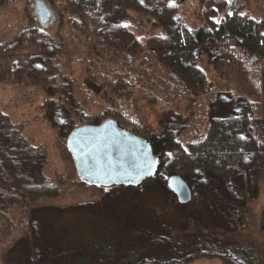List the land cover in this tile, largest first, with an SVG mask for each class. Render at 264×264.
<instances>
[{
  "label": "rangeland",
  "instance_id": "rangeland-1",
  "mask_svg": "<svg viewBox=\"0 0 264 264\" xmlns=\"http://www.w3.org/2000/svg\"><path fill=\"white\" fill-rule=\"evenodd\" d=\"M38 1L45 3L53 13V20L49 24L42 23L38 18L35 10ZM107 2L110 5L107 6L111 7L109 9L116 8L115 13L120 10L124 16V27L114 48L116 62H121L124 54L136 58L135 66L131 70L127 66L124 67L128 69L123 72L121 80L127 85L125 92L121 94L128 100L127 106L130 105L129 110L135 115L141 130L156 133L171 131L177 139L188 146L204 137L212 123L234 119L248 120L240 137L244 142L252 143L253 147L244 151L242 159L232 168L228 176L221 177L204 168L185 175L192 197H200L201 200L196 202L202 205V208L198 206L196 211L194 209L190 211L189 215L207 220L208 228L224 227L225 222L218 214H213L214 208L219 210L218 206L225 203L233 204L238 208L245 207L246 222L250 226V232L261 245L260 248H264L262 229L264 135L257 128V125L260 126L261 131L264 132V60L257 61L251 53L230 41H213L210 44L206 42L196 51L194 59L206 75L205 87L189 95L171 96L166 92L164 81L167 79V73L172 69L165 59V51L159 50L161 39L166 38L170 33L172 37L185 25L192 29H216L223 19L237 14L251 17L259 24L264 35V0H108ZM62 10H66L63 0H55V2L0 0V47L18 39L23 28L61 35L62 23L67 19V14L65 15ZM72 44L76 45V41L73 40ZM171 44L174 46V39ZM20 47L22 49L25 47L24 42ZM148 49L152 50V55L148 53ZM147 53L149 59L142 62ZM68 61L72 64V70L74 69L71 75L73 80H76L77 76L80 79L82 74L88 76L95 70L103 71V68H98L100 64L79 62L75 52L69 56ZM112 71L109 78L115 76ZM43 73V70H36L33 77L28 76L26 71L24 73L21 71L17 72L12 80L13 78H8L6 65L0 60V110L12 119L9 126L14 128L18 124L27 122L24 133L47 144L48 148L46 147L43 152L44 156L42 154L40 156V160H43L45 165L42 172L45 170L44 174L50 182H57L59 177L61 179L59 192L54 196H47L46 200L43 199L44 206L29 208L30 217L23 221L19 203L16 201L10 207L9 204L13 201L0 194V206L3 207L0 211V264H23L31 243L30 239L34 241L38 239L40 242L50 231V223L58 221L62 208L103 196L102 189L76 183L78 175L72 156L63 149L66 146L68 129L67 126L62 127L59 132L54 129L57 122L51 115L52 107L47 100V90L42 88L43 84L40 82ZM104 96L108 98V94H103ZM93 100H95L94 96L89 101L92 103ZM92 110L95 115L89 118L92 123L112 118L103 117L101 111L97 112L94 107ZM123 127L140 135V131L132 129L128 122L124 123ZM176 164L174 160L167 167L168 172H172L168 174V178L171 174H181L177 172ZM170 167L172 168L169 169ZM168 178L147 180L143 183L146 186L141 184L140 188L130 190L122 188L104 201L105 207L109 208L108 219L113 226L114 235L118 237V242L121 241L119 243L121 247L124 244L129 246L130 242L125 240L126 237L133 235L137 237L129 246L137 248L136 254L137 252L139 254L136 259L128 262L122 255L113 257L116 260L113 264H246L234 257L228 261L210 247L182 245L175 249L171 247L172 240L164 244L158 241L162 235L175 238V235H178L175 234L176 232L181 233L187 227L184 218L180 220L165 218L157 213L154 205L146 204L152 195L158 196L162 205L180 203L176 194L167 185ZM40 186L43 187L42 190L34 188L32 191H38L35 195L41 193L42 196L46 195L48 192L44 187L46 185L40 184ZM61 187H65V190L62 191ZM31 195L34 196L33 193ZM132 198H136L137 203L131 202ZM215 200L218 204H215ZM5 205L7 208H4ZM99 205L83 204L74 214L79 216V214L91 213L90 209L93 208V218H97L103 212L102 205ZM209 207L212 209L210 208L207 216L203 217ZM192 217L188 218L192 219ZM245 226V223L243 225V222H239L238 230L242 231ZM168 229H171L172 233ZM153 238L157 241L148 243ZM5 241H10L12 244L5 247ZM140 246L143 248L140 249ZM76 254L78 260L83 258L86 252H80L83 255L79 252ZM89 257L92 259L90 260L92 264H99L91 255ZM104 262L112 263L111 259H104ZM65 264L76 263L72 257H68Z\"/></svg>",
  "mask_w": 264,
  "mask_h": 264
},
{
  "label": "trees",
  "instance_id": "trees-1",
  "mask_svg": "<svg viewBox=\"0 0 264 264\" xmlns=\"http://www.w3.org/2000/svg\"><path fill=\"white\" fill-rule=\"evenodd\" d=\"M52 1L55 2V0ZM107 1L63 0L67 11L62 10V12L67 14V19L62 23L61 35L45 33L39 29L23 28L18 39L0 47V60L6 65L8 78L14 80L15 74L21 71L23 73L26 71L28 76L34 77L36 70H43L40 82L43 84L42 88L47 90V100L52 107L51 115L57 122L54 129L59 132L62 127L67 126V137L80 124L101 122V120L95 123L89 121V118L95 116L92 112L93 107L97 112L101 111L103 117L115 118L120 126L128 122L132 129L139 130L140 136L145 137L152 144L154 152L159 157V167L154 179L159 177L167 179L168 174L172 173L168 172L167 167L174 160L177 163V172L181 173L184 179L185 175L199 168L217 173L221 177L228 176L232 168L242 159L244 151L253 147L252 143L244 142L240 137L248 120L234 119L212 123L204 137L188 146L177 139L171 131L156 133L141 130L135 115L129 110L130 105L127 106L128 100L121 94L125 92L127 85L121 80L122 74L128 68L131 70L135 66L136 58H130L128 54H124L123 60L116 62L114 48L118 44L117 41L124 27V16L120 10L115 13L116 8L109 9L111 7H108L110 5ZM170 34L160 40L159 50L165 51V59L172 69L167 73V79L164 81L166 92L171 96L189 95L205 87L206 75L194 59L196 51L206 42L210 44L213 41H230L251 53L257 61L264 60V35L259 24L243 14L223 19L216 29H192L185 25L172 37ZM173 39L174 46L171 44ZM73 40L76 41V45L72 44ZM23 42L25 47L22 49L20 45ZM73 52L77 54L79 62L100 64L98 68H103V71L95 70L88 76L82 74L80 79L77 76L76 80H73L71 75L74 69L72 70V64L68 61ZM148 53L152 55V50L148 49ZM148 53L142 62L149 59ZM125 66L128 68H124ZM111 70L114 71L115 76L109 78L112 74ZM103 94H108V98L103 97ZM93 96L95 100L91 103L89 100ZM11 123L10 116L0 110V194L13 201L9 204L10 207L16 201L19 203L23 221L30 217L29 208L44 206L43 199L46 200L47 196H54L56 192H59L61 179L59 177L57 182H50L44 174L45 170L42 172L45 165L43 160H40V156L41 154L44 156L43 152L46 147L48 148L47 144L24 133L27 122L21 124L16 122L18 125L14 128L9 126ZM257 128L264 135L260 126L257 125ZM63 149L64 152L69 153L66 146ZM74 174L76 176L75 172ZM76 179L77 185L83 184L77 176ZM40 184L46 185L44 187L48 189L44 196L42 193L35 195L38 191H32L34 188L42 190L43 187ZM143 186L146 185L143 184ZM137 187L142 186L96 187L103 190L102 197L62 208L58 221L50 223V231L40 242L38 239L37 241L30 239L31 243L23 264H65L68 257H72L76 264H92L89 255L99 264H107L104 259H111L113 264L116 261L113 257L122 255L127 258H124L126 261H134L139 253L136 254L137 248L129 246L136 241L137 237L136 235L126 237L125 240L130 242L129 246L124 244L121 247L119 244L121 241L118 242V237L114 235L113 226L108 219L109 208L105 207L104 201H107L117 190L122 188L130 190ZM61 188L62 191L65 190V187ZM208 191L210 192L209 187ZM32 193L34 196L31 195ZM159 199L158 196L152 195L146 204L154 205L157 213L165 218L178 220L184 218L187 225L181 233H175L178 234L175 238L162 235L158 240L160 243L164 244L172 240L171 247L175 249L182 245L183 247L187 245L198 248L210 247L215 253L226 257L228 261L234 257L246 264H264V248H260L261 245L253 238L250 226L246 222L247 208H238L229 203L218 206L219 210L214 208L213 214H218L225 225L208 228L207 220L189 215L190 211L193 209L196 211L198 206L202 208V205L196 202L201 200L200 197H192L187 204L168 203V205L164 203L162 205ZM130 201L137 203L136 198ZM215 201V204H218L217 200ZM88 203L94 206L102 205V215L93 218V208L90 209L91 213H83L79 216L74 214L79 206ZM2 208L0 206V211ZM4 208H7V205ZM210 208L212 209L209 207L203 217L207 216ZM239 222L246 224L242 231L238 230ZM262 229L264 230V224ZM168 231L172 233L171 229ZM244 231L247 233L245 234ZM154 239L148 243L157 241ZM5 243V247L12 244L10 241ZM56 244L58 246H55ZM120 248L127 250L120 251ZM142 248L140 246V249ZM77 252L79 254L86 252V254L83 258L76 260ZM46 258L51 262L48 263Z\"/></svg>",
  "mask_w": 264,
  "mask_h": 264
},
{
  "label": "water",
  "instance_id": "water-1",
  "mask_svg": "<svg viewBox=\"0 0 264 264\" xmlns=\"http://www.w3.org/2000/svg\"><path fill=\"white\" fill-rule=\"evenodd\" d=\"M35 10L42 23L52 21L53 13L42 1L36 3ZM67 148L79 179L88 186H140L154 178L159 167L152 144L113 118L74 128ZM167 185L181 204L191 201V188L181 175L171 174Z\"/></svg>",
  "mask_w": 264,
  "mask_h": 264
},
{
  "label": "flooded vegetation",
  "instance_id": "flooded-vegetation-1",
  "mask_svg": "<svg viewBox=\"0 0 264 264\" xmlns=\"http://www.w3.org/2000/svg\"><path fill=\"white\" fill-rule=\"evenodd\" d=\"M121 127H123V126H121ZM124 129H126L125 127H123Z\"/></svg>",
  "mask_w": 264,
  "mask_h": 264
}]
</instances>
